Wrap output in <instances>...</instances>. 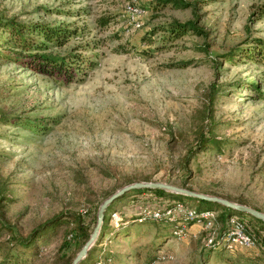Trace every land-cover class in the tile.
<instances>
[{
  "label": "rangeland",
  "instance_id": "1",
  "mask_svg": "<svg viewBox=\"0 0 264 264\" xmlns=\"http://www.w3.org/2000/svg\"><path fill=\"white\" fill-rule=\"evenodd\" d=\"M174 1L179 7L153 10L154 0H0V18L75 29L46 52H76L92 64L70 80L46 76L4 57L20 54L0 41V259L20 249L10 234L25 238L68 212L89 224L104 198L137 181L264 213V65L245 56L255 38L264 40V0ZM173 21L193 29L171 35ZM209 121L217 143L198 146ZM175 199L197 205L165 191H128L113 201L90 264H264L260 245L204 248L200 223L176 240L164 223L135 221L140 204ZM210 208L226 218L222 207ZM115 213L125 223L116 230ZM68 229L60 223L35 233L22 264L73 256L69 244L58 250ZM257 234L264 240V230Z\"/></svg>",
  "mask_w": 264,
  "mask_h": 264
},
{
  "label": "trees",
  "instance_id": "2",
  "mask_svg": "<svg viewBox=\"0 0 264 264\" xmlns=\"http://www.w3.org/2000/svg\"><path fill=\"white\" fill-rule=\"evenodd\" d=\"M166 3H171L172 5L179 7L180 3L178 1L174 0H154L153 5L149 6L151 9H156L157 5H164ZM259 13L264 15V8L259 10ZM108 17L101 18L100 24L104 25ZM99 21V19H98ZM168 32L171 33V35L184 33L187 30L193 29L191 26V23H178V22H170L167 25ZM152 33L151 31H149ZM76 33L75 29H67V28H61L60 26H52L49 24H46L45 22L41 21H28V22H20L16 21L14 19H3L0 18V38L1 42L7 45L8 47L12 48V53L20 54L19 58H16L15 56H10L9 54H3L4 57H7L11 60L16 61H24L26 66L30 69L39 72L41 74H44L46 76L51 77H65V80H70L73 78L75 73H84V69H91L92 64L87 60L83 55L79 53H68L63 56L58 55H52L50 53H47V49L50 46H61L63 45L69 38H71ZM143 38V37H142ZM145 39V38H143ZM127 48H124L125 50ZM23 52V54H22ZM25 53V54H24ZM246 57L251 58L257 63H260L264 65V40L260 38H255L250 46V48L246 51ZM261 95V94H260ZM26 126L29 127V123L25 122ZM212 125L209 124L205 126V135L203 133L199 136L197 140V145H202L205 143L208 139H210L211 142L217 143L216 140H214V136L212 135ZM190 154V153H189ZM130 192L134 193H145V192H152L160 195L161 193H164L163 190L159 189H135L131 190ZM175 195V194H174ZM181 197L178 195H175V197ZM1 200V198H0ZM116 200V199H115ZM114 200V201H115ZM178 200V199H175ZM198 205V207H202L199 205V202H205L202 200L194 199ZM111 204V203H110ZM110 204L106 207L103 217H102V224L99 230V233L97 235V239L100 236H102V233L104 232L103 229L106 228V218H107V211L110 206ZM209 206L206 207L207 209H211L210 207L219 206L222 207L226 211V217L230 216L232 214H237L239 216H245L248 217L251 220H254L256 225V228L249 227L246 223V225L252 230L254 233L256 239H257V245H260L261 248L264 250V240L263 238L259 239V235L257 232H261L264 230V222L261 220L255 219L249 215H242L239 213L234 212L233 210L229 208H225L223 206H220L216 203H208ZM97 206L94 209L92 220L89 224H86L84 220L80 217L79 214L75 213H65V214H59L51 219L43 222L40 224L36 229L30 231L28 235L25 238H17L14 235L10 234L9 243L11 246H19V250L15 252V254H10L8 250L3 252L0 264H22L23 254L27 252L33 251L34 241L33 237L36 235L35 233H38L39 230H43L47 227L53 228L56 225H59L60 223H65L69 226V229L66 230V232L63 234V239L61 244L58 247V250L62 251L64 249H67L69 245H71L70 248L74 249L76 252L81 247V245L84 243V241L88 238V235L91 231L90 225L94 222L95 212H96ZM255 209V208H254ZM258 210V209H256ZM138 221V223H145L148 221H154V222H161L168 226L169 224L162 222V221H156L151 219H144V220H135ZM216 221L219 224L218 229V237L222 234V232L225 229V218L223 219L222 215L217 212ZM125 223L120 222L117 226L112 227L114 230L118 228H123ZM3 227V226H2ZM259 230H258V229ZM168 234H162V238L167 237ZM218 239V238H217ZM11 240V241H10ZM12 243V244H11ZM69 244V245H68ZM203 247L208 250H225L220 246H214V247H207L203 244ZM70 248L68 251H70ZM92 250V248H91ZM89 249L84 256L77 264H90V260L92 258V253ZM262 250V251H263ZM64 252V251H63ZM62 252V253H63ZM74 252V253H76ZM264 253V251H263ZM74 256V255H73ZM73 256H68V254L65 256V260H63L62 264H70Z\"/></svg>",
  "mask_w": 264,
  "mask_h": 264
},
{
  "label": "built area",
  "instance_id": "3",
  "mask_svg": "<svg viewBox=\"0 0 264 264\" xmlns=\"http://www.w3.org/2000/svg\"><path fill=\"white\" fill-rule=\"evenodd\" d=\"M148 204L143 203L138 206L137 214H135L137 220L151 219L169 224L171 236L176 240L185 237L188 226L200 223L203 230L206 231L204 245L207 247L220 246L229 250L235 245L254 248L257 244L252 230L236 215L225 218V229L218 237L217 212L213 209L199 208L197 205H191L181 200L158 201L153 202V205ZM121 218L120 214H112L111 219L114 226L121 222Z\"/></svg>",
  "mask_w": 264,
  "mask_h": 264
},
{
  "label": "water",
  "instance_id": "4",
  "mask_svg": "<svg viewBox=\"0 0 264 264\" xmlns=\"http://www.w3.org/2000/svg\"><path fill=\"white\" fill-rule=\"evenodd\" d=\"M135 189H149V190L159 189V190H163L165 192H169V193L183 196V197L198 199V200L206 201L208 203H216L225 208H229L236 213H239L242 215L246 214V215H249L255 219H258L264 222V213L254 208H251L247 205L235 203V202L229 201L227 199H224L218 196L206 195V194L194 192V191L185 189L183 187H178V186H175L169 183H164V182H159V181L158 182L157 181L132 182V183H129V184H126L120 187L119 189H117L116 191H114L113 193H111L110 195H108L106 198H104L101 201V203L98 205L96 209L94 225L91 228L88 238L84 241L81 247L74 254L70 264H77L82 258H84L88 249L92 246L93 242L96 240L101 224H102L103 213L106 207L110 203H112L115 199L122 196L124 193L131 191V190H135Z\"/></svg>",
  "mask_w": 264,
  "mask_h": 264
}]
</instances>
